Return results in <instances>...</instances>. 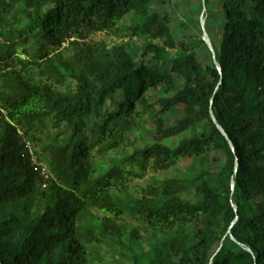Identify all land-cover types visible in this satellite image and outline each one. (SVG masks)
Segmentation results:
<instances>
[{
    "label": "trees",
    "instance_id": "16d2710c",
    "mask_svg": "<svg viewBox=\"0 0 264 264\" xmlns=\"http://www.w3.org/2000/svg\"><path fill=\"white\" fill-rule=\"evenodd\" d=\"M155 2L0 0V264H264V0Z\"/></svg>",
    "mask_w": 264,
    "mask_h": 264
},
{
    "label": "rangeland",
    "instance_id": "374dc122",
    "mask_svg": "<svg viewBox=\"0 0 264 264\" xmlns=\"http://www.w3.org/2000/svg\"><path fill=\"white\" fill-rule=\"evenodd\" d=\"M185 0H173V2L175 3H179L180 6H178V12L179 13H183V11L185 10V7L183 5V2ZM198 0H189V4L192 5L193 7H195V4ZM18 5H14V7L3 16V21H2V26L8 27L11 23L13 18V15H15L17 18L21 17V14L18 12ZM190 5L188 6L189 8ZM153 8L156 11H160V12H168L171 14V17H175V14L172 12L171 8H170V4L168 3V0H166L165 4H161L159 2V0H156ZM5 21H7V23L5 24ZM129 21V19H126L125 21L118 23L116 27H114L111 30H108L106 34H99L97 33L95 35V37H104L106 38L107 42H109L110 44H120V43H125L127 41V36L124 34L123 31V27L124 24H127ZM16 25V24H15ZM14 25V26H15ZM199 59L202 60V55L204 53L203 49H199ZM173 52V51H171ZM204 61V60H203ZM168 117L174 118V115L169 113ZM140 129L143 131L144 127L143 125L140 126ZM41 138L44 137V135L40 136ZM145 137V136H144ZM147 137L145 138H137L134 137V134L132 132H130L128 134V140H127V150L131 151L132 147H140L144 144V142H146ZM176 140L174 139L172 141L173 144H175ZM121 156L120 151L118 152H114V153H97L94 156V162L96 166H99L100 164H105L107 163L109 160L111 159H118ZM175 174V169L173 167H170L169 169H167L166 171L163 172H159L157 174H155V177L159 180H165L168 178H171L173 175ZM152 174L149 172H146V174L144 175V177L140 178V179H133L132 181L129 182V187H128V193L130 195H137V190L140 187V185H142L143 183H145L147 181V179L151 176ZM42 187V186H41ZM99 213H96V216H98ZM124 223V229H123V240L124 243L129 246L131 249H133V251H138L139 246H144L147 244V235H143L142 236V240L141 243H139L138 241L131 239L129 232L131 230V226L132 223L131 222H123ZM127 252V251H126ZM99 253L101 256H103V259H97L96 257L92 258V263L93 264H130L129 260L126 258L125 255H119L115 250L110 249L107 250L106 248H100L99 249ZM100 260V261H99Z\"/></svg>",
    "mask_w": 264,
    "mask_h": 264
},
{
    "label": "water",
    "instance_id": "95a60500",
    "mask_svg": "<svg viewBox=\"0 0 264 264\" xmlns=\"http://www.w3.org/2000/svg\"><path fill=\"white\" fill-rule=\"evenodd\" d=\"M201 1H202V10H201V14H200L201 37H202L204 43L211 50V52H212V54L214 56V51H213V48H212V44H211V41H210V37H209V35H208V33H207L206 29H205V25H204V21H205V19H204V12H205L204 0H201ZM217 68H218L219 71L221 70L220 69V66L218 65V63H217ZM211 101H212V99H211ZM211 116H212L213 121L216 123L217 127L219 128V130L223 134H225L224 131H223V129L218 125V123L216 121V118H215V116H214V114L212 112H211ZM230 145L232 146V143L231 142H230ZM232 188H233V182H232ZM233 207H234V210L236 212L237 211L236 207L235 206H233ZM236 219H237V217H235V219L233 220L232 224L236 221ZM228 234L233 239V236L230 233V228L228 229Z\"/></svg>",
    "mask_w": 264,
    "mask_h": 264
}]
</instances>
